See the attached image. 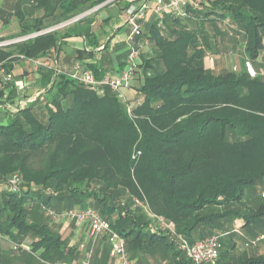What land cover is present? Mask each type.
<instances>
[{
    "label": "trees",
    "instance_id": "trees-1",
    "mask_svg": "<svg viewBox=\"0 0 264 264\" xmlns=\"http://www.w3.org/2000/svg\"><path fill=\"white\" fill-rule=\"evenodd\" d=\"M109 1L0 0V22L7 27L16 21L15 36ZM200 4L188 6L185 15H167L161 25L155 18L134 37L135 46L147 44L150 55H139L126 90L132 92L126 93L131 112L110 87L101 94L53 64L40 67L36 77L40 106L16 103L12 110L14 100L3 105L9 120L0 123V239L9 246H0V264H82L83 234L73 241L72 222L64 236L63 222L53 227L46 210L87 207L124 236L134 264H194L182 244L220 232L225 234L216 264H264L258 252L263 239L240 247L236 233H227L239 229L235 221L241 219L252 241L264 235V0ZM94 19L89 14L0 49V59H55L72 36L86 42L74 49L77 59L94 57L102 45ZM229 41L243 49L240 66H208L209 54L233 52ZM109 46L110 40L104 50ZM246 60L255 63V75ZM18 61L15 56L6 66L13 70ZM103 62L84 65L100 77ZM255 190L257 198L250 197ZM91 264H112L106 237Z\"/></svg>",
    "mask_w": 264,
    "mask_h": 264
},
{
    "label": "built area",
    "instance_id": "built-area-1",
    "mask_svg": "<svg viewBox=\"0 0 264 264\" xmlns=\"http://www.w3.org/2000/svg\"><path fill=\"white\" fill-rule=\"evenodd\" d=\"M152 10L156 19L161 25L164 18L169 14L185 15L186 8L192 6L200 8V0H152ZM148 7V1H145L141 6L131 5L128 8L129 21L134 26L131 33L128 35V40L131 43L132 48L129 45V52L126 57L125 65L120 69L116 75L107 73L100 77H97L95 72L87 68L82 60H77L71 71L68 72L69 76L78 82L85 83L90 88L97 90L101 94L105 92L106 87H110L121 100L127 103L129 112H131V105L128 103L126 96V90L131 87L132 80L135 77L136 70L138 68L139 53L134 47V37L142 33V25L139 20L145 19V10ZM97 8L89 11L77 14L64 22L52 25L45 29L38 31H32L15 36L4 35L0 29V49L7 50L14 44L34 39L39 35L50 33L59 29H62L70 24L79 21L81 18L91 14ZM2 24L0 22V28ZM19 57L21 61L30 63L33 69L39 71L42 66H51L50 59H40L34 57H26L24 54H15L0 59V94L3 89L10 85L14 80L13 70L6 66V64L12 60L13 57ZM16 64H14L15 66ZM245 65L251 75L256 74L254 64L246 60ZM27 101L21 99L19 101L20 106H26ZM16 110V108H14ZM12 186L16 188L17 176H14L11 180ZM261 196L264 198V188L261 191ZM46 214L54 220H62L68 223L74 222L75 225L81 228L83 225H88V239L86 242V257L83 259L82 264H91V259L94 254V250L101 238L106 237L110 244V256L117 261L118 264H134L130 259L127 248L126 239L124 236L115 230L110 222L102 216V214L93 207L87 208H72L67 211L58 212L53 209H47ZM164 227L174 229V223L165 221L162 218H157ZM260 239H264V235L252 241L255 244ZM222 240L220 234H212L202 240L197 241L194 244L184 242L182 244L185 249L188 258H190L194 264H216L222 248ZM46 264H53L47 262ZM65 264V263H60Z\"/></svg>",
    "mask_w": 264,
    "mask_h": 264
},
{
    "label": "crops",
    "instance_id": "crops-1",
    "mask_svg": "<svg viewBox=\"0 0 264 264\" xmlns=\"http://www.w3.org/2000/svg\"><path fill=\"white\" fill-rule=\"evenodd\" d=\"M145 1H148V7L145 10L146 17L142 21L139 20V23H141L143 29H148L150 23L156 18L152 10V3H153L152 0H124V3H122L119 8L120 11H118L119 16L117 18L114 17L115 13L113 10H108L106 14L102 16V14L99 12L101 10L99 7L91 13L95 15V19L93 22V29H96V34L98 35V38L102 44L100 47L97 48L98 53L91 58H87L83 60L77 59L76 55L73 54L74 49L84 48L86 42L84 36H72L68 39V43L58 53L57 57L55 59L50 58L51 63L56 67H58L60 71L67 73L71 71L74 63L77 60H82L84 63L96 62L100 64L101 61L102 62L104 61L103 52L106 50V49L104 50V47L109 40H110L109 47H113V49H118L119 45L123 43V45H125V49L122 50L123 51L122 53H125L126 51L129 50L128 47L130 45L128 40V32H126L125 29H133L134 27L129 21L128 8L125 5L127 4V2H132V5L141 6ZM125 23H127V25L123 26ZM108 29L111 30L109 31ZM116 29H122V31L117 33ZM1 32L4 35H8V36L11 34V32L8 33H5L3 31ZM111 32L113 33L111 34ZM79 39H81L82 42H80ZM121 56L124 57V54H122ZM124 62H125V57L124 59L118 60V64L111 69H109V67L106 66L103 62V66H101L102 68L100 69V74L104 75L110 73L112 75H116L117 72L122 67L121 64ZM212 67H215L214 64ZM38 72L39 71L33 69L32 65L26 61H18L17 64L14 66L13 69L14 80L10 85L6 86L0 94V123L5 124L6 123L5 120L8 118V114L6 112L7 109L3 106L4 104L9 103V105H11L12 101L14 100L15 105L13 107L11 106L12 110L16 107V103H19L21 99L27 101L26 106L29 105L30 103H34L37 106H40L42 104V102L38 100L39 95L41 94V91L39 90V87L36 84V77ZM62 222H63V226H68L70 224L65 221ZM242 224L243 222L241 219H237L235 221V226L236 228L238 227L239 229H241L240 231L245 230L241 228ZM76 229H77L76 230L77 234H75L73 241H75L74 240L76 239L75 237L79 239L80 238L79 236L83 234L84 238L82 237L83 241L81 242V247L83 249H86V242L88 239V230H89L88 225H83L81 228L76 227ZM258 252L264 253V239L259 244ZM110 259L112 261V264H118L117 261L113 259L111 256ZM62 263L67 264L66 262H62ZM77 264L79 263L77 262Z\"/></svg>",
    "mask_w": 264,
    "mask_h": 264
},
{
    "label": "rangeland",
    "instance_id": "rangeland-1",
    "mask_svg": "<svg viewBox=\"0 0 264 264\" xmlns=\"http://www.w3.org/2000/svg\"><path fill=\"white\" fill-rule=\"evenodd\" d=\"M109 3V4H108ZM105 6L103 5V7H101L99 10V12L102 14V16L104 15V14H106V12L108 11V10H113L114 11V13H115V15H114V17H118L119 16V13H118V11H120L119 10V8H120V6H121V4L122 3H124V0H117L116 2H114V1H109ZM2 22V21H1ZM3 23V22H2ZM112 25V24H111ZM18 26H17V22L16 21H13L10 25H8L7 27L6 26H4V25H2L1 26V31H3V32H5V33H8V32H11V33H13V32H15V31H17V28ZM149 29V28H148ZM109 31L111 30V29H108ZM148 31V30H147ZM113 32H111V34H112ZM80 40V42H82V40L81 39H79ZM80 44H82V43H80ZM129 44H130V47L132 48V46L133 45H131V43L129 42ZM232 44L233 43H231V41H229V44H228V48H230L229 50H233V52H226V53H219V54H217V55H212V54H209L208 55V57H207V63H208V65L210 66V67H212L213 66V64H214V66L216 67V68H230V67H239L240 66V64H241V61H242V57L244 56V54H243V49L240 47V45L238 44V46L236 45V46H233L232 47ZM134 47L137 49V51H138V53H139V55L141 56V54H143V55H145V56H149L150 54V51H148V46H147V44L145 45V44H139L138 46H135L134 45ZM233 48V49H232ZM123 49H125V45H123V43L122 44H120L119 45V48L118 49H113V47H109L108 49H106L104 52H103V54H104V56H105V61H104V64L106 65V66H108L109 67V69H111V68H114L117 64H118V60H121V59H124V57H122L121 55L122 54H124V53H122L123 51ZM128 49H130L129 47H128ZM149 52V53H148ZM214 54V53H213ZM139 56V57H140ZM138 60H139V58H138ZM259 61H262V62H264V53H263V55L259 58ZM254 63V62H253ZM27 64V63H26ZM28 65V64H27ZM254 65H255V63H254ZM256 67V66H255ZM139 82H138V80H137V82H136V84H138ZM126 93H127V95L130 97V96H132V92H130V91H126ZM8 120H9V117L5 120V122L7 123L8 122ZM258 194H259V191L258 190H255V191H250L249 192V196L250 197H252V198H257V196H258ZM155 216V214L152 212H150V215H149V217L150 218H152L153 219V217ZM51 220V221H50ZM49 221L51 222V225H53V227L55 226V227H58V225H57V222L58 221H56V220H54L53 218H51V219H49ZM153 221V220H152ZM61 226H62V229H61ZM72 225H68V226H63V224H61L60 226H59V228L61 229V232L63 233V235L64 236H67V235H69L71 232H72V227H71ZM241 229H236L235 230V228H233V229H230V231H228L227 233H236V236L235 237H233V239L238 243V246H243V245H248L247 243H249V244H252V236L251 235H249L248 233H245V230H242V231H240ZM81 232V231H80ZM244 232V233H243ZM80 234V233H79ZM219 234H222V235H224L225 233H223V232H220ZM80 237V236H79ZM77 239V238H76ZM75 240V239H74ZM224 240L226 241V242H229L230 241V235H226L225 236V238H224ZM78 241V240H77ZM79 242V241H78ZM252 245H254V244H252ZM0 246L1 247H8L9 246V243H8V241H6L5 239H3V238H1L0 239ZM28 246V248H29V245H27ZM248 247V246H247ZM30 249V248H29Z\"/></svg>",
    "mask_w": 264,
    "mask_h": 264
}]
</instances>
